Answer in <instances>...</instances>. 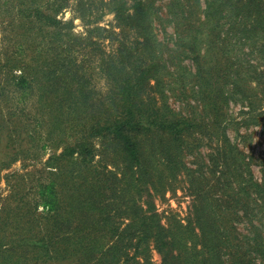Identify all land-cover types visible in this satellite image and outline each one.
<instances>
[{"label":"trees","instance_id":"16d2710c","mask_svg":"<svg viewBox=\"0 0 264 264\" xmlns=\"http://www.w3.org/2000/svg\"><path fill=\"white\" fill-rule=\"evenodd\" d=\"M172 1L164 39L156 0H0V143L35 161L12 189L33 200L0 210V264H264V169L225 125L264 91V0ZM179 177L192 205L166 223L155 198Z\"/></svg>","mask_w":264,"mask_h":264},{"label":"rangeland","instance_id":"374dc122","mask_svg":"<svg viewBox=\"0 0 264 264\" xmlns=\"http://www.w3.org/2000/svg\"><path fill=\"white\" fill-rule=\"evenodd\" d=\"M172 0H156L155 2V17H154V26L156 31L159 34L160 38H167L168 35L172 34L174 31L173 21H176V18L172 16L169 12V8L172 7ZM72 12L67 10L64 12V18H71ZM75 31H82L84 25L80 18L74 20ZM111 23H116L114 18V13L107 12L103 19L100 21L101 25H110ZM0 31L1 25H0ZM106 49L111 50L114 46H111L109 41L105 43ZM184 62L191 63L187 58L184 59ZM92 65V64H91ZM92 81L97 86V88L104 92L107 89L106 79L98 74L97 70L91 69ZM253 98V110L250 112L247 103L245 102H233L231 101L230 106L227 111V118L225 119L226 133L229 136L232 143L238 146V149L245 154V159H250V166L258 179H261L263 176L264 169V91L255 87ZM170 101L176 109L180 108V103L178 100H175L174 97H170ZM5 140H8L5 138ZM200 150L199 154L196 153L198 159L202 157L203 161L208 164L210 159L216 160L218 155L216 151L217 141L206 136L200 140ZM6 141L0 143V167L1 169V180H0V210L4 207L8 209L9 207H15V205L22 200L21 203L25 204L29 200L32 201L31 196H23L27 192L22 191V195H19L17 198H13L12 189L15 185L26 184L24 181L27 170L34 169V160L28 159L23 161L18 159L12 163H8L11 156L14 153V150L11 147H5ZM48 150H50L48 148ZM43 155V159L48 157L49 151ZM61 150V149H60ZM195 155H187L186 161L192 166L190 161L195 160ZM39 166L40 163H36ZM207 165H204V168H207ZM176 189L167 190L163 194L156 196V205L160 215L162 216L163 222H168V217L173 213L177 214L178 217L187 218V215L190 211L192 205L193 195L190 192V184L183 177L176 182ZM23 187H25L23 185ZM245 222L239 223V228L244 230ZM151 259L153 262H160L161 255L156 249L151 251ZM26 261H20L17 264H26Z\"/></svg>","mask_w":264,"mask_h":264}]
</instances>
